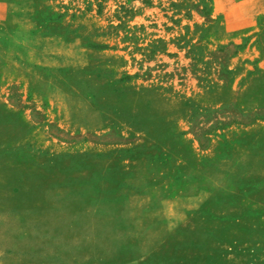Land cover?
<instances>
[{"label": "rangeland", "instance_id": "obj_1", "mask_svg": "<svg viewBox=\"0 0 264 264\" xmlns=\"http://www.w3.org/2000/svg\"><path fill=\"white\" fill-rule=\"evenodd\" d=\"M0 264H264V0H0Z\"/></svg>", "mask_w": 264, "mask_h": 264}]
</instances>
